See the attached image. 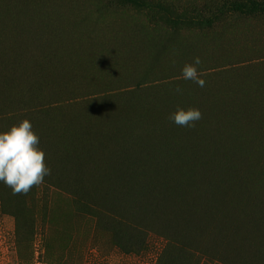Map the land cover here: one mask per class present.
Segmentation results:
<instances>
[{
	"label": "rangeland",
	"instance_id": "rangeland-1",
	"mask_svg": "<svg viewBox=\"0 0 264 264\" xmlns=\"http://www.w3.org/2000/svg\"><path fill=\"white\" fill-rule=\"evenodd\" d=\"M263 2L0 0V73L20 75L1 80L14 87L0 89V114L52 104L41 119L43 131L83 124L103 128L108 133L97 136L104 140L117 137L111 130L121 127L124 139L110 147L111 156L138 162L106 165L103 157L99 181L122 167L134 179L170 175L184 178L181 183L195 178L203 187L202 179L216 174L215 184L225 169L227 208L214 220L197 213L190 244L198 264L210 256L227 264H264V10L257 6ZM233 4L254 5L253 13L234 11ZM15 56L26 58L19 66L28 68H16ZM197 56L204 87L182 78L184 64ZM39 73L47 82L31 85ZM177 107H196L202 119L194 127L177 126L169 119ZM12 124L0 122V130ZM56 147L43 150L55 186L44 181L13 195L0 182V264H174L172 256L159 259L164 240L154 234L139 253L131 251L135 238L122 240L125 253L107 232L96 233L94 212L55 190L74 182L63 180L64 161L54 153L62 148ZM181 148L187 150L181 157L163 155ZM236 163L255 165L237 175L227 166Z\"/></svg>",
	"mask_w": 264,
	"mask_h": 264
},
{
	"label": "trees",
	"instance_id": "trees-1",
	"mask_svg": "<svg viewBox=\"0 0 264 264\" xmlns=\"http://www.w3.org/2000/svg\"><path fill=\"white\" fill-rule=\"evenodd\" d=\"M130 2L138 3L139 0H130ZM232 6L235 7L234 11L253 13L252 7L254 5L233 4ZM257 6L264 10V2L261 6ZM172 11L173 13L175 12L174 10ZM24 59L26 58L21 56L14 57L13 60L17 64L16 68H28L26 66H19V62H22ZM0 74L6 76L0 77V89H3V87H14V84L11 86L8 82L2 83L1 80L16 81L20 77V75L16 74H11V76L8 73ZM21 75H23L24 79L30 80L28 73L22 72ZM40 81L47 82V79L41 73H39L37 80L32 82L31 85H36ZM39 105L24 107V110L15 113L7 112L0 114V122L17 123L27 118L30 120L33 130L39 136V147L42 150H45V148L56 150V145L62 148L61 151L54 153L61 158L60 161H64L62 162L64 167L61 171L67 175L63 177V180L74 182L63 185L57 184L55 190L62 191L70 196L83 209L94 212L93 214L97 219L96 233L107 232L111 243L125 253L128 252L121 245L122 240H133L135 238L134 247L131 251L139 253L146 249L148 236L154 234L164 240L163 248L159 253L160 260L165 261V258L167 259L172 256L174 264L199 263L201 260L200 255L195 253L190 244L191 239L197 234V213L200 211L199 214L202 220L210 215H212V219L214 220V218L220 215V211L223 208H227V203L229 202L227 199L231 197L228 191L231 190L227 189V184L224 182V180H230L227 177L225 169L221 170L215 184H213L212 177H217L216 174L202 179L201 182L205 183L203 187L198 186L197 179L195 178L185 179L190 182L181 183L180 180L184 178H173L170 175H165V178L134 179L126 177L124 172L127 171L123 170L124 168L122 167L109 170L111 171L109 173L113 174L112 179L99 181L101 179L99 176L103 170V167L102 169L100 168L103 164V157H106V165H122L124 163L132 164L129 162H138L136 161L138 159L111 156L110 147L117 142H121V139H124V137H118L122 128L115 127L114 130H111V134L117 135V137H108L104 138V140L100 136H97L103 132L104 134L108 133L103 128L90 127L83 124H72L63 127L53 126L55 128L51 129V132L50 130L43 131L42 128L46 127V123L42 122L41 119L45 115H48L51 109L56 106L52 104H47L46 107ZM34 119H38L41 122L33 125ZM186 147L188 146L184 148ZM211 147H208V155L212 152V149H209ZM218 148L219 150L223 149L221 147ZM182 149L179 151L165 149L163 155L167 158L181 157L187 151H182ZM194 149H190L189 151ZM211 160H206L208 161L206 162L207 166L212 165ZM145 161L148 160L146 159ZM45 163L49 167V163L47 161ZM216 165L222 168L225 167L224 165L221 166V164ZM254 165L236 163L227 166H232L234 170H238L237 175H246L245 173H248ZM128 173L131 176L135 175L134 171L128 170ZM48 176H45L44 181L50 187L49 183H52L53 178ZM61 178H57L55 181H60L62 180ZM47 181L50 182L48 183ZM143 186L148 188L149 196H146ZM213 186L217 188V192H213ZM8 190L11 191L9 187L3 191L7 192ZM263 196L264 193L262 192L261 197ZM209 206L211 207L210 210L208 209ZM205 212L207 213L205 214ZM198 238L199 236L196 239ZM240 252L242 255L239 254V256L243 257L245 253ZM188 257L191 260L193 258L194 263H188L186 261ZM202 259H204L205 264H227L219 257L213 258L210 256V258L203 257ZM167 262L168 264H172L171 260H167Z\"/></svg>",
	"mask_w": 264,
	"mask_h": 264
},
{
	"label": "clouds",
	"instance_id": "clouds-1",
	"mask_svg": "<svg viewBox=\"0 0 264 264\" xmlns=\"http://www.w3.org/2000/svg\"><path fill=\"white\" fill-rule=\"evenodd\" d=\"M201 64L198 56L192 62H186L182 68V78L204 87V73L198 67ZM175 92L182 94L183 89L178 86ZM169 119L177 126L194 127L195 122L202 119V112L196 107H177ZM50 174L51 169L45 163V152L39 147V136L29 119L24 118L7 130L0 131V182L8 186L13 195H26Z\"/></svg>",
	"mask_w": 264,
	"mask_h": 264
},
{
	"label": "bare ground",
	"instance_id": "bare-ground-1",
	"mask_svg": "<svg viewBox=\"0 0 264 264\" xmlns=\"http://www.w3.org/2000/svg\"><path fill=\"white\" fill-rule=\"evenodd\" d=\"M38 29V28H37Z\"/></svg>",
	"mask_w": 264,
	"mask_h": 264
}]
</instances>
